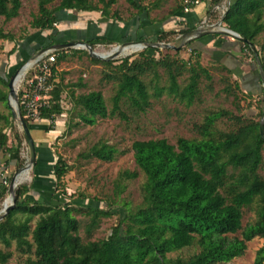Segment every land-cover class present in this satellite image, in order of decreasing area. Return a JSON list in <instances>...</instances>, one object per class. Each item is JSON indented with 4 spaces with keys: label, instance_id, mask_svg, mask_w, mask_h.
Returning <instances> with one entry per match:
<instances>
[{
    "label": "trees",
    "instance_id": "1",
    "mask_svg": "<svg viewBox=\"0 0 264 264\" xmlns=\"http://www.w3.org/2000/svg\"><path fill=\"white\" fill-rule=\"evenodd\" d=\"M52 1L37 0L38 15L30 21L37 37L40 33L50 32L44 39L43 48L77 41L93 47L96 44H113L110 39L86 38L82 33L67 36L56 25L59 13L66 11H101L103 16L117 18L118 13L111 14L110 10L116 0H59L57 5L47 8ZM126 1L138 13L150 16L152 10H159L163 0H154L150 6L136 0ZM223 1L201 0L192 9L200 6L205 15L213 16L215 7H221ZM21 6V0H0L1 41L16 43L15 37L5 32L1 23L18 18ZM227 8L220 18L221 25L239 33L250 43L235 38L240 43V53L236 59L243 63L244 56H249L254 63L258 57L264 72V0H230ZM190 14L185 13L180 1L168 17L176 16L183 20L176 27L161 30L154 42H169L170 35H184L193 31L200 18L192 24L188 19L195 18ZM210 35L214 39L224 37L215 33ZM195 41L196 38L188 41L175 53L178 55L191 49L192 63L179 60L175 55L155 57L161 51L152 46L146 47L138 57L126 56L118 64L116 61L91 57L93 63L102 64L107 70L102 78L115 84L111 107H108L100 90L77 95L75 88H86V85L81 80L71 85L67 132L92 126L104 118L118 117L127 122L131 116L122 109L123 106L132 115L141 116L151 109L153 99L163 96L187 109L193 107L201 100L202 81L205 79L208 82L206 87L210 91L213 82L210 70L200 63L203 52L194 44ZM218 43L223 41L219 39ZM69 51L70 48H63L54 53L56 60L49 79L53 88L46 106L39 110L40 122L33 123L20 109L35 145L47 146V142L35 139L34 130L51 137L49 133L54 131V123L65 112L61 105L64 85L61 80L56 81V74L58 63L67 58ZM79 53L87 55L86 51H73L75 55ZM28 59L25 56L17 69ZM217 64L226 73V77L221 79L225 83L221 92L226 96L232 95L233 104L240 110L238 93L243 90L247 92L242 82L246 83L250 78H232V70L222 62ZM161 69L163 73L160 74ZM34 73L35 70L30 69L26 78ZM163 74L166 76L164 83L161 79ZM184 76H187L185 81H181ZM11 77L0 75V84L4 89H8ZM257 77L262 86L259 74ZM7 96V92L0 90V103L8 110L6 116L0 115L5 125L0 130V151L6 157L4 167H9V154L15 151L12 156L15 155L17 170L22 162L21 143L18 140L15 147L8 145L6 129L14 118L7 105ZM262 102L264 104V99ZM224 119L230 122L231 129L217 127ZM258 127L259 122L248 121L243 114L220 109L208 111L202 122L193 124V138H178L175 144L164 137L133 140L130 149L137 169L119 172L113 181L111 197L105 200L94 198L92 203L85 196L63 203L55 194L61 186V179L71 171L70 165L58 155L48 168L52 175L51 190L54 191L51 200L46 203L35 201L29 194L32 188H37L34 179L30 184L23 183L17 188L14 207L0 220V264H8L14 258V253L25 256L19 264H226L245 255L248 242L254 239L263 240L254 264H264V176L259 173L264 162V140L259 135ZM36 151L39 152L37 147ZM122 154L124 152L114 145L99 140L80 153L79 159L88 161L95 158L112 162ZM38 165L39 162H36L35 174ZM140 175L144 177L140 189L141 202L131 205L121 196L128 190V181ZM11 179V175L0 178V202L9 192ZM86 200L91 204L82 203ZM247 209L253 210L256 218L244 226L243 214ZM77 216L86 217L89 222L83 224ZM113 216L117 217L118 222L110 228L106 237L87 240L100 227L102 218ZM83 229L86 240L80 236ZM186 249H192V254L187 257L170 256Z\"/></svg>",
    "mask_w": 264,
    "mask_h": 264
},
{
    "label": "rangeland",
    "instance_id": "2",
    "mask_svg": "<svg viewBox=\"0 0 264 264\" xmlns=\"http://www.w3.org/2000/svg\"><path fill=\"white\" fill-rule=\"evenodd\" d=\"M96 2V0H92ZM139 1L142 5L150 6L154 0H136ZM181 0H163L159 10H152L151 15L155 17V20L168 15L173 8H176ZM230 0H224L221 9L217 10L213 16L203 13L200 21L197 22L196 28L209 29L211 25L220 24L221 17L223 16L224 11L227 9V4ZM21 13L18 18H15L7 23L2 22L1 26L5 32L12 34L16 41H21L24 36L36 32V29L30 26V21L32 17L38 15V2L37 0H21ZM59 0H53L47 8H52L57 5ZM208 3L206 4V6ZM111 12H117L118 17H129L131 12H134V8L129 5L126 0H116V4L111 6ZM223 27V26H222ZM263 36V35H261ZM183 35H170L169 42L176 45V47H183L185 43L183 42ZM221 40L233 41L235 43L236 39H231V37H221ZM3 44L6 45V42L1 41L0 39V54L3 53ZM143 44V43H141ZM120 45L111 44V45H98L94 46L95 50L100 54L112 53L115 48ZM146 45L143 44V47L136 50H131L130 52L122 51L117 57L110 61H119L126 56L132 55V58L138 57V54L145 51ZM237 49L240 51V43H237ZM237 49L235 51H237ZM86 51L79 48L71 49L67 53V58L57 65V79L56 81L61 80L64 85V90L61 95V105L65 112L58 116L56 122L54 123V131L50 132L51 137L45 136L44 132L35 131L33 132L37 140H46L47 145L52 153L55 154V160L58 158V155H61L65 162L70 165L71 171H68L64 177L61 179V186L56 190L55 194L59 196L64 202L68 200L77 201L81 196L87 197L88 200H105L108 197H111L114 184L113 181L116 179L117 175L121 171L135 170L137 169L134 159L133 151L130 149L131 143L133 140L139 139V141L149 140V139H162L166 138L170 143H176L178 138L190 139L195 137V134L192 130L193 124L197 122H202L208 111L211 110H226L236 114H243L248 121L259 122L262 120L264 104L262 100L264 99V94L260 86L258 76V69L255 62H251L249 56L245 57V63H248L252 66V74L254 78L249 79L246 83L242 82L243 88L246 91H241L238 93L240 100L239 106L240 110H237L235 105L232 102V95L226 96L221 92L222 88L225 87V83H222L221 79L226 77V73L220 70L219 65L217 64L218 60H221L222 56L214 53L210 54H201L200 63L210 70V74L213 78L212 90L207 89L206 84L208 83L205 79L202 81V95L201 100L196 102V104L187 109L179 104L173 102L170 98L163 96L160 99H153L151 109L145 115L134 116L130 113L129 110H126L124 106L122 109L131 116L129 121L121 120L120 118H109V119H99L92 126H82L78 129L73 130L71 133L66 130V122L69 121V110L71 109L69 92L73 89L71 85L79 83L80 80L86 85V88H75V94H86L92 90H100L106 100L108 107H111L110 99L115 92V84L108 83L102 78L107 70L102 64L93 63L89 52L87 55L84 54H73V51ZM159 54H155V57H161L165 54L169 56H174L178 50L174 49H160ZM36 53V52H35ZM35 53L32 55V60L34 59ZM37 55V54H36ZM184 59V61H189L192 63L189 49L184 50L180 54H176L175 58ZM30 58V57H29ZM4 62L0 61V67L3 69V64L6 62V58L3 59ZM2 60V61H3ZM31 60V61H32ZM2 72V70L0 69ZM234 75L237 76L238 71L232 70ZM159 73H163V70H159ZM241 75V74H240ZM165 74L162 76V83L166 81ZM184 76L181 78V81H185ZM241 79V78H240ZM19 83V82H18ZM18 86L15 85L14 89ZM254 87V88H253ZM0 90L7 92V105L10 109L11 106V97L9 96V89H4L0 84ZM8 110L4 104L0 103V115H7ZM78 119L76 118V121ZM217 127L219 129H231L232 125L227 119H224L218 123ZM5 128L3 121L0 120V130ZM6 134L8 135V145L15 147L17 141L20 140V151L21 157L20 160L21 166L27 162L29 157V151L25 141L23 131L20 128V125L16 119L11 124L9 128L6 129ZM48 140V141H47ZM102 140L107 142L109 145H114L117 150L124 152V154L119 155L112 162H105L93 158V160H82L79 159V155L82 152L87 151L93 143ZM264 159V158H263ZM260 175L264 176V162L263 166L259 171ZM21 183H27L28 180H19ZM144 181L142 175L138 176L136 179L128 181V190L124 193L121 198L130 202L131 205H135L141 202L140 192L141 186ZM20 187V186H19ZM18 187V188H19ZM17 190V189H16ZM8 198V193L5 198L0 202V213L2 211L3 202ZM86 200L82 202L83 204H91ZM80 202V201H79ZM103 205V203H100ZM243 224L252 223L255 220L254 211L247 209L243 214ZM79 220L83 221V224L89 222L86 217L77 216ZM100 227L96 228L91 236L87 239L84 229L81 230L80 236L84 240H93L106 237L110 228L117 224L118 219L116 216L111 218L101 219ZM35 224V221L33 222ZM263 245V240L254 239L247 244V249L245 255L235 258L232 262L226 264H254L257 257V250ZM193 252L192 249H186L181 252L171 253L170 256H189ZM25 256H18L14 253V258L8 264H19L23 262Z\"/></svg>",
    "mask_w": 264,
    "mask_h": 264
},
{
    "label": "crops",
    "instance_id": "3",
    "mask_svg": "<svg viewBox=\"0 0 264 264\" xmlns=\"http://www.w3.org/2000/svg\"><path fill=\"white\" fill-rule=\"evenodd\" d=\"M114 13L115 12L111 14ZM190 13V16H193L195 19L190 17L188 20L189 22L191 20L192 24H194L193 22H195V20L202 17L204 9H202L200 6H196L195 9H193ZM168 15L160 18L159 20H155V17H152L151 14L148 16L146 14L138 13V11L134 8V12H131L129 17L124 19L123 16L117 18L103 16L101 11H90L85 13L66 11L59 13L58 23L56 26L67 36L70 34L76 35V33H82L86 38L103 37L105 39L112 40L113 44L117 45L126 43L128 41H138L140 43L143 41L142 43L147 45L150 43H155L154 41L161 30L166 31L176 27L179 22L183 20L182 18H177L176 16L168 17ZM49 34L50 32H43L37 37L36 33L32 32V34H30L32 37L30 36L31 38L29 39L24 38L21 39V41H16V43L4 41L6 42V45L3 44L4 49L2 52L3 54H0V61L4 62L3 59L6 58V62L3 64V69L0 67L2 70V72L0 71V75H8L13 77L18 70L17 67L24 61L25 56H28V58L32 57L35 52L36 56V54L41 50L48 49L43 48L42 45L44 43V39L48 37ZM195 38L196 41L194 44L200 47L203 52L202 54H219L222 56V58L221 60H218V62L224 63V65L230 70H237L238 73L241 74L237 75L240 76L239 78H245L246 76H248L250 79L254 78L251 76L252 66L245 62L242 63L236 59L240 53V51L237 49V43L231 40H222L223 43H218L219 38H212L210 33L203 36H196ZM60 41L63 40H59V42ZM234 49H237V51L233 52ZM234 78L237 77L234 75ZM19 84L20 81L17 86ZM36 147L39 151L37 153V164L39 162V165L37 166V173H34V167L32 169L29 168L27 176L22 179H29L27 184H30L34 179L36 183L35 186L37 188H32L29 194L34 198L35 201L46 203L48 200H51L54 197V191L51 190L52 184L50 181L52 179V175L49 174L50 170H48V168H51V166L54 164L56 157L55 154L52 153L53 151H51L49 148V145L45 146L36 143ZM14 152L15 151L9 154L11 156L9 157V167H4V161L6 160V157H4L2 151H0L1 179L8 175H11L13 178L15 173H17L22 167L21 166L15 170L17 161L14 158L15 155L14 157L12 156ZM17 183L18 187L22 185L21 181L19 180Z\"/></svg>",
    "mask_w": 264,
    "mask_h": 264
},
{
    "label": "water",
    "instance_id": "4",
    "mask_svg": "<svg viewBox=\"0 0 264 264\" xmlns=\"http://www.w3.org/2000/svg\"><path fill=\"white\" fill-rule=\"evenodd\" d=\"M228 5H229V2H228ZM209 33L210 34L215 33V34L224 35L227 37H231L232 39H235V38L240 39L241 41L245 42L246 44H250L245 39V37H243L239 33L235 32L231 29L229 30L225 27H222L221 22H220V24L211 25L209 29L195 28L193 31H190V32L184 34L182 39H183V42L184 41H190V40L194 39L196 36H203V35H207ZM133 45H140L141 48L143 47V44H141L138 41L137 42L136 41L135 42L128 41L126 43L120 44V46L115 48L112 53H109L108 55H106V54L98 53L92 45L90 46L87 43L82 42V41H77V42H72V43H70V42L56 43L54 45H51L50 48L43 49L40 52H38L37 55L34 56L33 60H32V57H30L26 62L23 63L21 68H19L17 70L16 74L10 79V83H9V87H8L9 96L11 97L10 112H11V116H13V118L18 121L20 128L23 131L25 141L27 144V148L29 151V157H28L27 162H25L23 164V166L21 167V169H19V171L17 173H15V175L13 176V178L11 179V181L9 183V192H7L8 193V202H6V200L3 202L2 211L0 213V220H2L3 217L9 212V210L12 209L15 205V201H16L15 200V192H16V189L18 187V183H17L18 175L24 169H29V168L32 169L36 165L37 157H38L34 139L32 137V134H31L27 124H26V120H25L24 116L21 115L20 109L18 107L17 96H16L15 89H14L15 78L19 74H22V72L25 71V70H23L24 69L23 67L26 66L28 63H33L39 56H41L44 52H47L49 50L56 51V50H59L61 48H71V49L79 48V49L88 51L89 52L88 54L90 57L92 56L94 58L105 59L107 61H110V60L114 59L115 57H117L127 47H130ZM148 46L156 47L158 49L164 48V49H174L176 51L179 50V47H176V45L171 44V43H167V42L147 44L146 47H148ZM255 62H256V67L258 69L259 77L262 79V86L264 88V72H263V69H262V66H261V63H260L258 57L255 58ZM263 94H264V89H263ZM262 112H263V116H262V120L259 123L258 131H259L260 137L264 140V108H263Z\"/></svg>",
    "mask_w": 264,
    "mask_h": 264
},
{
    "label": "built area",
    "instance_id": "5",
    "mask_svg": "<svg viewBox=\"0 0 264 264\" xmlns=\"http://www.w3.org/2000/svg\"><path fill=\"white\" fill-rule=\"evenodd\" d=\"M200 2L201 0H181L185 13H190L193 10L192 8ZM215 8L217 10L221 9L220 7ZM189 52L192 53L191 49H189ZM54 53L55 51L52 50L44 52L33 63H30L25 71L22 72L19 79L20 84L15 89L19 109H22L25 116L31 118L33 123L40 122L39 110L46 106L49 93L53 88L49 79L56 60ZM30 69H34L35 73L32 77L26 78V74ZM4 184L6 183L4 182Z\"/></svg>",
    "mask_w": 264,
    "mask_h": 264
},
{
    "label": "bare ground",
    "instance_id": "6",
    "mask_svg": "<svg viewBox=\"0 0 264 264\" xmlns=\"http://www.w3.org/2000/svg\"><path fill=\"white\" fill-rule=\"evenodd\" d=\"M140 48H141L140 45H133V46L127 47V48L124 50V52L126 53V52H130L131 50H136V49H140ZM29 65H30V63H28V64L24 67L23 70H25V68H26L27 66H29ZM21 75H22V74H19V75L15 78V85L18 84ZM27 173H28V169H24V170L18 175L17 181H18V180H21L22 178H25V177L27 176ZM22 180H23V179H22ZM6 202H8V198L6 199Z\"/></svg>",
    "mask_w": 264,
    "mask_h": 264
}]
</instances>
